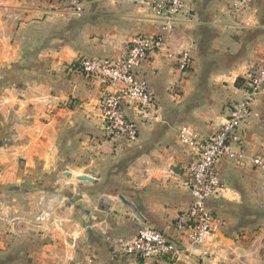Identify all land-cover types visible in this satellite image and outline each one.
Listing matches in <instances>:
<instances>
[{
  "label": "crops",
  "instance_id": "crops-1",
  "mask_svg": "<svg viewBox=\"0 0 264 264\" xmlns=\"http://www.w3.org/2000/svg\"><path fill=\"white\" fill-rule=\"evenodd\" d=\"M237 2L187 0L168 31L148 0H84L76 15L52 0H0V264H264V168L253 164L264 160V89L241 145L218 164L207 256L145 261L123 250L142 228L180 236L194 156L178 132L210 137L264 61V0ZM158 35L163 48L137 73L154 107H126L135 141L106 137L99 102L113 88L86 79L78 61L120 60L132 39Z\"/></svg>",
  "mask_w": 264,
  "mask_h": 264
},
{
  "label": "built area",
  "instance_id": "built-area-1",
  "mask_svg": "<svg viewBox=\"0 0 264 264\" xmlns=\"http://www.w3.org/2000/svg\"><path fill=\"white\" fill-rule=\"evenodd\" d=\"M67 13L76 15L82 11L84 0H52ZM187 0H148L154 15L165 21L171 30L172 23L184 13ZM252 0H238L234 5L240 9ZM165 44L164 35L145 36L132 39L120 60L85 57L78 61L77 70L86 79L99 80L112 87L99 102L101 120L106 137L136 140L137 129L126 114L130 106L139 113H146L154 107V98L145 80L137 73L150 57ZM178 69L186 72L191 66L187 53L175 57ZM264 89V61L250 73L242 86V99L230 109L223 124L208 138H199L188 128L178 132L180 142L193 153V160L186 168L187 186L191 190V201L177 223L180 236L170 239L153 228L140 229L134 238L123 246L125 253L145 261L170 258L180 260L189 252L199 251L201 257L208 254L206 242L216 234L219 221L206 207V200L218 195L221 183L217 167L220 161L231 155V146H240L239 127L245 124L251 114V106L257 95ZM256 167L264 168V160L253 159Z\"/></svg>",
  "mask_w": 264,
  "mask_h": 264
},
{
  "label": "water",
  "instance_id": "water-1",
  "mask_svg": "<svg viewBox=\"0 0 264 264\" xmlns=\"http://www.w3.org/2000/svg\"><path fill=\"white\" fill-rule=\"evenodd\" d=\"M77 180L84 182V183L93 182L90 178H87V177H79Z\"/></svg>",
  "mask_w": 264,
  "mask_h": 264
}]
</instances>
